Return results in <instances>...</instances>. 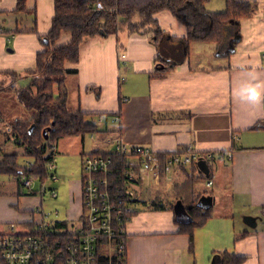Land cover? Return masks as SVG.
I'll list each match as a JSON object with an SVG mask.
<instances>
[{
  "label": "crops",
  "instance_id": "obj_1",
  "mask_svg": "<svg viewBox=\"0 0 264 264\" xmlns=\"http://www.w3.org/2000/svg\"><path fill=\"white\" fill-rule=\"evenodd\" d=\"M236 1L256 7L251 17L239 22L237 33L229 35L221 47L212 42L192 44L189 55L176 66L158 61L152 33L84 40L80 61L65 64L71 71L65 79L67 108L93 113L87 120L97 131L55 142V174L57 164H62L58 182L62 178L68 186L62 193L68 194L64 197L69 205L66 217L54 221L75 223L82 217L84 154L110 152L118 136L160 153L191 145L200 152L225 154L211 163L209 181L213 185L203 188L198 181L196 186L199 195L213 196L212 217L195 230L192 245L190 235L180 231V224L190 221L189 215L181 204L171 206L174 185L194 171L192 166L174 169L172 185L158 184L143 175L134 184L135 197L129 203L135 214L127 224V264H211L214 254L225 252L243 258L239 264H264V0ZM226 5L227 0H210L205 8L218 13ZM54 16L55 0H26L22 11L18 0H0V86L13 83L12 73L36 68L37 55L44 51L42 38L50 33ZM154 17L170 35L167 47L180 46L177 40L187 37L186 26L169 10ZM71 40L72 34L63 31L54 47L66 46ZM120 42L125 44L122 55ZM159 63L164 72H156L164 69ZM29 82L30 78L23 77L15 89ZM91 86L98 89L88 90ZM253 89L259 94L257 100L249 98ZM0 95H4L0 96V133L9 135L14 122L30 120L32 113L15 91ZM9 101L17 105L14 111L3 106ZM8 142L0 145V161L15 154L24 168L26 162L20 164L18 158L28 156L25 147L17 142L18 153H5ZM17 181L19 194L0 193V234L11 223L24 230L32 228L38 221L33 210L43 209L40 190L27 191Z\"/></svg>",
  "mask_w": 264,
  "mask_h": 264
},
{
  "label": "trees",
  "instance_id": "obj_2",
  "mask_svg": "<svg viewBox=\"0 0 264 264\" xmlns=\"http://www.w3.org/2000/svg\"><path fill=\"white\" fill-rule=\"evenodd\" d=\"M208 2L210 0H55L52 29L42 38L44 51L37 55L36 68L24 74L12 73L15 77L13 83L0 86V91H15L25 109L32 113L30 120L14 122L11 132L13 138L25 147L27 155L34 159V167L30 170L22 168L17 163V155L7 154L0 161V175L15 176L20 182L21 173L29 172L44 184L51 174L47 166L52 160L47 156L50 143L66 137H84L97 131L96 125L87 120L88 116L94 114L69 110L64 91L66 76L71 73L65 64L80 61V47L86 38L152 33L151 41L157 47L158 61L176 66L189 55L194 43L212 42L221 47L229 35L237 33L239 22L251 17L256 9L254 3L227 0L223 12L209 13L205 8ZM25 7L26 0H18V10H25ZM163 10H169L188 30L187 37L177 40L181 42L180 46L166 45L165 41L170 35L154 17ZM63 31L72 34L71 42L66 46L54 47ZM119 52L120 55L125 52L124 42H120ZM168 56L172 57L170 62ZM23 77L30 78L28 86L16 90L17 81ZM55 85H58L57 93ZM94 89L98 87H88V90ZM204 153L190 165L194 171L173 187L175 202L171 206L175 208L181 204L189 215L190 221L182 222L180 231L190 235L192 245L195 230L212 217L213 196L199 195L196 190L199 179L210 177L211 163L205 159ZM88 154L110 155L103 150ZM166 154L161 153L162 160ZM127 161L120 158L115 163L128 164ZM134 214V211H129L128 219ZM214 257L217 264H239L243 261V258L226 252L214 254Z\"/></svg>",
  "mask_w": 264,
  "mask_h": 264
},
{
  "label": "built area",
  "instance_id": "obj_3",
  "mask_svg": "<svg viewBox=\"0 0 264 264\" xmlns=\"http://www.w3.org/2000/svg\"><path fill=\"white\" fill-rule=\"evenodd\" d=\"M262 59L264 61V52ZM55 145L51 142L47 151V156L52 157L47 165L52 180L58 179ZM109 154L83 157L82 217L75 223L51 221V213L37 207L33 215L38 221H34L32 228L24 230L11 223L8 231L0 234V264H127L130 220L127 213L135 197L134 184L143 175H150L158 184L172 185L173 170L190 166L199 160L202 152L189 145L166 154L162 160L161 153L153 148L129 144L118 136ZM224 155L215 151L204 153L210 163ZM120 158L127 159L128 164L115 163ZM25 167L33 168L34 160ZM35 182L29 172L22 173L20 186L23 189L32 192ZM207 185L212 186L213 181ZM43 186L40 193L45 195L47 190ZM50 195L57 197L56 190L50 189Z\"/></svg>",
  "mask_w": 264,
  "mask_h": 264
},
{
  "label": "rangeland",
  "instance_id": "obj_4",
  "mask_svg": "<svg viewBox=\"0 0 264 264\" xmlns=\"http://www.w3.org/2000/svg\"><path fill=\"white\" fill-rule=\"evenodd\" d=\"M64 91H65L66 105H67V107H70L69 101H68V91H67L66 87H64ZM0 96H2L4 98V95H0ZM0 105H1V101H0ZM3 106L8 111H14L17 107V105L15 103H13L12 101H9L7 104L3 103ZM26 111H28V110H26ZM0 135H1L0 136V145H4L6 143V140L11 141V142H8V144H9L8 147L4 148V152L5 153H18L19 145L17 144V141L15 140V138H13V136H11L12 134L8 135L4 131L3 133H0ZM18 160H19L18 162L20 164H23L24 161L26 162V164L28 162L32 161L28 156L24 157L23 155L22 156L19 155ZM61 165L57 164V166H59L58 170H56V173H57L56 176L57 177L60 174V166ZM71 168L72 167L70 166L68 168V170ZM199 181H200L199 185L203 188H206L207 183L209 181V178L204 176L203 178L199 179ZM57 182H58V179H56V180L48 179L44 183V186H43V188L45 190H47L46 194L44 196H42L43 202H44L43 203V211H45L46 213H51V220H53V221L54 220H61V218H59V217H66L64 212L66 211L67 206L69 205V201L64 197V196H67L68 194L63 195V193H62V191L68 190L67 184H65L63 182L62 178H60L58 183ZM36 183H37V187L35 188V192H38L40 190V181L39 182L36 181ZM53 185H54V187H53ZM18 188H19L18 181L15 178V176H10L7 174L0 175V193H3L4 195H10V194L16 195V194H19ZM52 188H54V190H56L57 195H58L57 198H53L50 195V189H52ZM56 211L59 212V214L57 216L55 214Z\"/></svg>",
  "mask_w": 264,
  "mask_h": 264
},
{
  "label": "clouds",
  "instance_id": "obj_5",
  "mask_svg": "<svg viewBox=\"0 0 264 264\" xmlns=\"http://www.w3.org/2000/svg\"><path fill=\"white\" fill-rule=\"evenodd\" d=\"M258 96H259L258 92L255 91V90L253 89V90L250 92V96H249V98L252 99V100H257V99H258Z\"/></svg>",
  "mask_w": 264,
  "mask_h": 264
},
{
  "label": "water",
  "instance_id": "obj_6",
  "mask_svg": "<svg viewBox=\"0 0 264 264\" xmlns=\"http://www.w3.org/2000/svg\"><path fill=\"white\" fill-rule=\"evenodd\" d=\"M164 68V66H161V68ZM45 134H46V138H48V134H47V132L45 131L44 132ZM211 264H217V261H216V259L215 258H213V260H212V263Z\"/></svg>",
  "mask_w": 264,
  "mask_h": 264
}]
</instances>
